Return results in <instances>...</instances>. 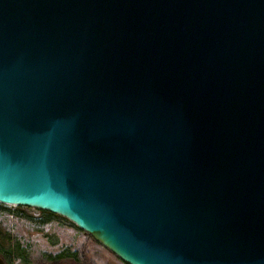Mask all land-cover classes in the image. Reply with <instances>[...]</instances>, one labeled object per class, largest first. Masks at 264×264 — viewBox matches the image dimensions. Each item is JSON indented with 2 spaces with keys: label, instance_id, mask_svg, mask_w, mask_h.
I'll list each match as a JSON object with an SVG mask.
<instances>
[{
  "label": "water",
  "instance_id": "95a60500",
  "mask_svg": "<svg viewBox=\"0 0 264 264\" xmlns=\"http://www.w3.org/2000/svg\"><path fill=\"white\" fill-rule=\"evenodd\" d=\"M0 203L127 264H264V0H0Z\"/></svg>",
  "mask_w": 264,
  "mask_h": 264
},
{
  "label": "rangeland",
  "instance_id": "374dc122",
  "mask_svg": "<svg viewBox=\"0 0 264 264\" xmlns=\"http://www.w3.org/2000/svg\"><path fill=\"white\" fill-rule=\"evenodd\" d=\"M0 207L8 209V213L0 212V229L4 228L10 238H0V244L8 246L19 243L20 248L24 249L20 252L28 259L25 262L22 257H17L14 264H41L44 253L55 255L67 250L77 254L86 252L93 264H124L113 256V252L76 225L77 228L73 227L71 221L59 214L50 217L48 211L38 210L34 215L23 206L3 203H0ZM20 213H26L32 220L20 217Z\"/></svg>",
  "mask_w": 264,
  "mask_h": 264
},
{
  "label": "trees",
  "instance_id": "16d2710c",
  "mask_svg": "<svg viewBox=\"0 0 264 264\" xmlns=\"http://www.w3.org/2000/svg\"><path fill=\"white\" fill-rule=\"evenodd\" d=\"M0 212L8 213V209L0 207ZM48 215L50 217H54L55 216V214H53L51 212H48ZM20 217L26 218L29 221L32 220V218L29 215H27L26 213H20ZM69 223H71V222H69ZM71 224L73 225V223H71ZM74 226L75 225H73V227ZM0 238H5V239L9 238V235H8V233L5 232L4 228H3V230L0 229ZM23 250L20 248L19 243H15L14 242V244L12 243L11 245H8V246H3V245L0 244V254H2V256L5 258V260H7V262L9 264H14V260L17 257L20 258V259L22 257L24 259V261L27 262L28 261L27 256H25L24 254H22L20 252V251H23ZM77 253L78 252L74 253V252H70L68 250L65 251V252H60V253L55 254V255H51L49 253H44L41 264H61L63 262H67V261L68 262H72L73 264H93L92 262H90L89 258L87 257L86 252H82L81 254H77ZM113 256L117 260H119L120 262H122L124 264H127L126 262L121 260L119 257H117L116 254L113 255Z\"/></svg>",
  "mask_w": 264,
  "mask_h": 264
},
{
  "label": "flooded vegetation",
  "instance_id": "af4514ba",
  "mask_svg": "<svg viewBox=\"0 0 264 264\" xmlns=\"http://www.w3.org/2000/svg\"><path fill=\"white\" fill-rule=\"evenodd\" d=\"M29 213H30V212H29ZM0 258L3 260L4 264H9V263L7 262V260H5V258L2 256V254H0ZM67 263H69V264H73L72 262H68V261H67Z\"/></svg>",
  "mask_w": 264,
  "mask_h": 264
}]
</instances>
